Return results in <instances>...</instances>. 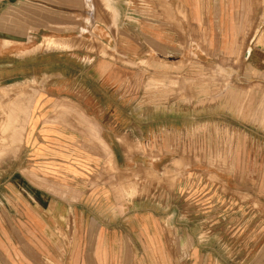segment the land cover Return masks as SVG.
Instances as JSON below:
<instances>
[{"label":"crops","instance_id":"obj_1","mask_svg":"<svg viewBox=\"0 0 264 264\" xmlns=\"http://www.w3.org/2000/svg\"><path fill=\"white\" fill-rule=\"evenodd\" d=\"M263 27L264 0H0V88L17 86L26 95L40 88L32 98L34 118L25 130L30 161L40 162L48 154H69L53 146L59 141L71 145L75 139L57 118L66 119L70 126L81 122L74 113L63 112V106L81 108L83 122L88 121L83 132L88 148L82 164L58 159L65 164H48L52 166L48 170L55 172L49 173L52 176L38 167L34 183L25 178L40 192L39 197L29 194L27 201L33 200V209L25 206L36 225V237L50 233L49 226L43 228L44 217L73 215L87 218L83 231L76 232L82 233L83 241L74 236L70 248L56 243L50 250L38 248L39 260L23 264H264V52L248 46L255 41L256 29L260 35ZM48 41L66 46H48ZM59 53L80 61L77 66L82 68L72 73L84 75L89 87L79 104H58L54 109L51 106L64 89L67 97L71 89L70 78L64 77V86V78L48 74L53 64L63 73L67 69L60 65ZM112 53H123L130 62H146L155 73L182 75H188V60L203 53L231 74V85L212 84L209 97L201 92L202 84L195 88L194 115L188 116L187 108L180 111L184 116L178 163L170 160L163 169L178 173L176 186L195 187L193 196L188 198L185 188L178 197L200 207L199 219L226 214L237 219V224L224 228L201 222L192 227L186 211L170 205L160 211L134 208L150 197L127 200L133 211L120 215L114 195L109 201L115 204L108 210L107 156H112L118 170L138 163L136 155L129 156L124 149L116 116L107 119L105 114L107 90H111L107 77L117 73V64L106 60L105 54ZM244 54L246 59L241 61ZM56 77V83L43 86L44 80L53 82ZM118 86L115 80V89ZM192 127L193 144L188 142ZM135 142L130 139V146ZM70 170L80 171L84 178L65 172ZM252 180L259 187L255 196ZM53 184L88 186L79 198L88 202L86 209L78 214L70 208L62 215L42 209L43 186ZM60 200L56 198L55 206ZM238 205L241 209H236ZM0 264H10V258L3 256Z\"/></svg>","mask_w":264,"mask_h":264},{"label":"rangeland","instance_id":"obj_2","mask_svg":"<svg viewBox=\"0 0 264 264\" xmlns=\"http://www.w3.org/2000/svg\"><path fill=\"white\" fill-rule=\"evenodd\" d=\"M256 30L255 41L248 43V46H252L254 51H258L257 53L260 49L264 52V27L261 29L260 35H258L259 30ZM250 49L252 48L250 47ZM102 51L106 50L103 48ZM248 51L251 50L248 49ZM121 54L117 56L114 53L112 55L105 54L109 63L115 62L117 64L116 75L109 73L107 77L108 88H111V90H107L105 114L107 119L116 116V126L118 130L123 132L121 141L124 149L129 156L136 155L135 158L138 163L132 167L124 165L123 169L118 170L114 165L112 156H107L108 180L106 193L108 210L110 206L115 204L109 201L110 197L114 195H117L119 201L117 204H119L120 215L129 210L133 211L130 209L133 207L128 205L127 200L133 197H150L148 201L139 202L134 208L136 209L138 206L143 209L151 207L156 211H160L170 205L171 209L186 211V219L192 227L200 225L201 222L207 226L218 225L224 228L232 225L235 221L237 224V219L232 220L224 217L226 214H218L219 219L211 217L209 214L199 219L200 211L198 212V210L200 207H196L190 200L184 203L178 197V195L184 193L185 188H187L188 198L193 196L196 191L195 187L192 185L183 188L176 186L178 173L163 169L166 162L170 160L178 163L179 144L182 143L180 130L183 124L180 120H183L182 117L184 116L180 111L187 108L188 116L194 115L195 88L201 87L202 84L203 90L201 92L206 93L209 97V89L212 84L219 83V86L223 88L231 85V80L228 79L232 77L231 74H227L224 69L216 65L214 60L203 53L199 57L194 55V58L188 60L187 65L190 67L188 75H182L178 72L155 73L146 67L149 65L146 62H130L123 53ZM243 56L244 58H241V61L246 59L245 54ZM58 60L60 65L62 63L68 66L65 72L63 73L60 67L58 69L53 64L52 69L50 66L48 67V74L59 77V80L64 77L70 78L71 89L69 97H67V91L64 89L63 95L59 97L58 102H54L51 108L58 104H79L83 100L85 88L89 87L87 83L89 81H85L84 75L78 76L72 73L74 69L82 68L81 65L77 66L80 61L69 57L66 53H59ZM57 77L53 82L46 83L47 80H44L43 86L56 83ZM115 80L121 85L117 89L114 87ZM63 81L64 86H66L67 79L64 78ZM39 91V87L36 90L33 88L32 95H26L25 91L19 92L17 86L12 89L9 87L7 89L0 88V260L3 256L9 257L10 264L31 263L30 261L33 263L39 260L37 249L49 248L50 250V245L53 243L59 244L61 247L66 245L65 247L70 248V242L74 236L75 240L79 237L83 241L84 236L82 233L76 232H82V228L86 227L87 218L81 216L76 218L73 215L68 217L46 216L42 219L43 228L49 226L47 230L50 233L37 234L36 237L35 232H33L36 225L28 215V211H25L26 204L33 209L31 206L34 203L33 200L32 202L27 201L29 194L40 196V192L35 186L25 183V178L34 183L38 167H44V172L47 173L46 176H52L49 173L55 174V172L48 170V167H52L48 164L54 163L55 166L65 164V162L58 161V159L67 160L68 163L82 164L85 156L84 149L88 148L83 143V132L88 126V121L87 123L83 122L85 117L83 110L76 106L66 105L62 107L63 112L66 114L74 113L75 118L81 123L73 122V126H70L67 124L66 119L62 117L57 119L62 122H60V125L69 127L70 130L68 131L74 133L75 145L73 143L66 145V143L59 141L58 145L53 146L59 147L57 149H67L69 154H48L43 156L44 160L40 162L30 161L31 154L27 152L25 130L34 118L35 100L32 98ZM73 92L75 94L74 98ZM54 114L57 115L59 112L55 110ZM153 134H155V137H153ZM189 136L188 142L191 141L193 144V127L189 132ZM130 139L136 141L135 146H130ZM51 146V144L48 145V147ZM208 156L210 157V155ZM65 172L80 177V180L84 178L83 174L77 170L76 172L72 170ZM262 176H264V172ZM78 180H75V183ZM253 182L252 180L251 194L255 196L254 194L259 191V187ZM87 189L88 186L82 184L43 186L42 209H52L54 214L59 215L66 214L67 210L74 209L76 213L81 214L88 206V202L79 200V198L86 194ZM223 191L226 192V187ZM235 193L241 192L235 191ZM169 195L170 198L168 199ZM56 198L58 200L62 199L57 206H55ZM73 198L76 199L73 200ZM112 199L114 200V198ZM254 205L258 209L259 203L255 202ZM203 208L206 207L203 206ZM236 209H241L240 205ZM51 229H53V232H51ZM43 237L42 241L41 238ZM49 250H46L48 252L46 254H53ZM65 251L66 249H62L61 252L64 253ZM71 251L69 249V254H71ZM43 263L46 264L45 261Z\"/></svg>","mask_w":264,"mask_h":264},{"label":"bare ground","instance_id":"obj_3","mask_svg":"<svg viewBox=\"0 0 264 264\" xmlns=\"http://www.w3.org/2000/svg\"><path fill=\"white\" fill-rule=\"evenodd\" d=\"M48 46H59V47H65V43H62V42H54V41H48L47 43Z\"/></svg>","mask_w":264,"mask_h":264}]
</instances>
